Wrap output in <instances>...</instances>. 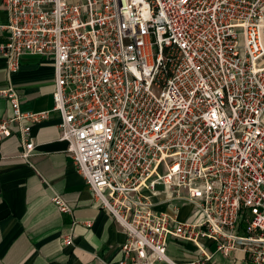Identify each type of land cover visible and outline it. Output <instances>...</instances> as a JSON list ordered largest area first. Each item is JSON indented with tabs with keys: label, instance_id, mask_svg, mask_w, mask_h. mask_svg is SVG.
<instances>
[{
	"label": "built area",
	"instance_id": "2783aa9c",
	"mask_svg": "<svg viewBox=\"0 0 264 264\" xmlns=\"http://www.w3.org/2000/svg\"><path fill=\"white\" fill-rule=\"evenodd\" d=\"M2 1L7 71L23 55L49 58L54 88L40 111L0 88L11 108L0 146L17 132L28 159L31 125L58 112L67 155L125 233L113 264H205L236 250L264 264V0ZM182 203L194 219L178 220ZM171 238L195 257L172 259Z\"/></svg>",
	"mask_w": 264,
	"mask_h": 264
},
{
	"label": "crops",
	"instance_id": "0c3cea01",
	"mask_svg": "<svg viewBox=\"0 0 264 264\" xmlns=\"http://www.w3.org/2000/svg\"><path fill=\"white\" fill-rule=\"evenodd\" d=\"M8 16L0 0V24H7ZM7 34V30L0 31V42L6 41ZM262 35L264 40V30ZM53 82L49 58L23 55L19 69L9 73L6 59L0 56V88L14 87L22 110L50 109ZM10 115V104L0 98V119ZM59 121L58 112L51 110L45 120L31 125L35 151L28 159L18 156L22 147L17 132L1 143L0 264H113L122 256L125 233L95 200L67 155V143L59 139ZM53 194H59L72 212H60L51 201ZM156 208L173 213L170 203H157ZM176 216L179 221L194 219L192 205L182 203ZM69 232L73 244L65 245L63 236ZM169 241L167 253L172 259L195 257L191 241ZM205 264H246V256L239 250L228 255L215 252Z\"/></svg>",
	"mask_w": 264,
	"mask_h": 264
}]
</instances>
